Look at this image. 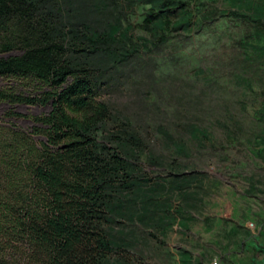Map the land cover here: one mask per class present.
<instances>
[{
	"label": "trees",
	"instance_id": "16d2710c",
	"mask_svg": "<svg viewBox=\"0 0 264 264\" xmlns=\"http://www.w3.org/2000/svg\"><path fill=\"white\" fill-rule=\"evenodd\" d=\"M216 14L236 23L229 42L239 36L251 65L264 56V0H0V77L23 89L1 87L0 104L50 108L28 117L10 110L0 121V264H137L127 229L164 225L165 187L144 172V161L158 159L149 139L108 94L124 68L175 33L204 37ZM257 114L264 119V102ZM189 130L202 146L211 135L198 123Z\"/></svg>",
	"mask_w": 264,
	"mask_h": 264
},
{
	"label": "rangeland",
	"instance_id": "374dc122",
	"mask_svg": "<svg viewBox=\"0 0 264 264\" xmlns=\"http://www.w3.org/2000/svg\"><path fill=\"white\" fill-rule=\"evenodd\" d=\"M216 17L204 37L175 33L161 52L145 55L135 69L124 68L108 94L117 114L132 117L149 139L158 159L144 161L143 169L165 187L158 196L166 204L164 225L154 227L157 232L140 223L127 229L138 240V253L130 251L137 264H264V142L258 139L264 119L257 118L264 56L252 57L251 65L239 36L229 42L236 23ZM180 40L190 55L180 53ZM196 68L209 78L197 77ZM1 87L23 91L0 77ZM10 110L28 117L50 108L2 103L0 121ZM16 123L32 126L29 119ZM196 123L211 132L204 146L190 133ZM165 131L188 154L167 145ZM230 131L237 132L231 137ZM175 180L184 185L180 190Z\"/></svg>",
	"mask_w": 264,
	"mask_h": 264
},
{
	"label": "built area",
	"instance_id": "2783aa9c",
	"mask_svg": "<svg viewBox=\"0 0 264 264\" xmlns=\"http://www.w3.org/2000/svg\"><path fill=\"white\" fill-rule=\"evenodd\" d=\"M252 226H254L253 223H252ZM214 264H219V261H218V260H215V261H214Z\"/></svg>",
	"mask_w": 264,
	"mask_h": 264
},
{
	"label": "crops",
	"instance_id": "0c3cea01",
	"mask_svg": "<svg viewBox=\"0 0 264 264\" xmlns=\"http://www.w3.org/2000/svg\"><path fill=\"white\" fill-rule=\"evenodd\" d=\"M185 259V257H183ZM195 262V261H194ZM198 264H200V262H202V260H197Z\"/></svg>",
	"mask_w": 264,
	"mask_h": 264
}]
</instances>
